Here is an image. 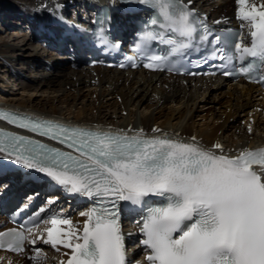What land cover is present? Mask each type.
<instances>
[{
	"label": "snow or ice",
	"instance_id": "snow-or-ice-1",
	"mask_svg": "<svg viewBox=\"0 0 264 264\" xmlns=\"http://www.w3.org/2000/svg\"><path fill=\"white\" fill-rule=\"evenodd\" d=\"M124 2L153 12L147 23L151 30L143 33L145 45L160 40L170 46L172 54L182 57L192 49L194 40L203 44L221 39L209 40L212 33L189 7L192 0ZM236 3L240 6L237 18L251 21L254 29L250 46L234 44L239 59L264 61V4L248 9V0ZM108 19L105 16L100 21L102 29ZM104 31L107 34V29ZM148 59L151 62L144 64L146 68L172 70L167 57ZM221 59L230 61L232 57ZM223 74L230 75L228 71ZM0 117L66 143L79 153L73 155L28 136L5 133L0 140V158L43 174L53 190L93 198L101 205L80 213L87 217L82 236L62 210L51 212L44 221L41 214L50 208L42 207L34 214V226L50 224L44 229V245L56 251L60 245L71 250L64 253L68 258L60 264H131L120 225L121 202L145 211L139 231L147 264H264V148L229 155L218 142L204 148L194 136L191 142L174 140L159 128L152 129L161 133L159 136L143 135V129L129 135L123 129L94 131L26 115L0 112ZM248 131H252L250 125ZM55 202V197L47 201L49 205ZM9 234L7 248L21 251L27 239L24 232L9 229ZM5 235L0 232V248L5 246ZM30 243L35 245L36 240ZM34 251V259H39L41 248Z\"/></svg>",
	"mask_w": 264,
	"mask_h": 264
},
{
	"label": "bare ground",
	"instance_id": "bare-ground-1",
	"mask_svg": "<svg viewBox=\"0 0 264 264\" xmlns=\"http://www.w3.org/2000/svg\"><path fill=\"white\" fill-rule=\"evenodd\" d=\"M11 1L19 4L18 10L30 13L38 6L43 7L47 4L45 6L47 9L50 7L49 4L55 2H60L63 8H66L68 3L83 4L85 10L84 14L81 13V18L84 20L101 2L112 3L117 7L118 12L128 9L127 6L118 4L116 0ZM185 1L187 2V0ZM261 4H264V0H248L246 7L250 9L252 5H255L259 8ZM190 5L207 14L212 20L219 17L224 18L227 14L229 16L233 13L237 15V9L240 7L236 0H192ZM1 10V13L8 16H18V11L13 10L11 6ZM11 11L13 12L12 15L10 14ZM117 18L124 20L123 17ZM243 22L246 24V31L249 32L251 21ZM29 34L30 36L24 34L22 46L25 47V44L35 40L37 45L39 44L44 51L49 52L46 54L50 57L43 58L29 54V61L40 62V64L44 62V64L53 65L54 69L49 76H42L37 80L35 85L22 80L18 83L21 95L18 97L14 93L1 95L2 104L58 116L71 122L109 125L131 132L143 129V133L156 134V136L161 135V133L153 132L152 129L159 128L174 140L191 142V138L194 136L196 142L204 148H211L213 144L218 142L223 145L229 155H238L240 151L254 145H264V94L259 91V87L255 84L248 82L233 83L202 76L182 77L141 70H122L100 65L77 70L70 64V61L75 64L78 62L75 56L67 59L53 57L51 55L52 46L45 45L36 34ZM12 36L15 35L12 34ZM8 49L13 52L18 50L15 45L9 44L4 39L0 43V67L6 72L16 73L17 76V71L9 65L11 55L9 57ZM17 55L23 56L21 53H17ZM27 80H31L30 77ZM7 86V84H0V91H4V87ZM212 90L219 93L215 96L218 97L221 94L220 96H224V98L220 97L217 100H215L216 97L207 98L206 93L210 94ZM25 92L27 93L25 94ZM38 92L39 97L36 96ZM49 93L52 95L50 96ZM80 96H83V99L78 102ZM85 99L86 102H84ZM143 102H148V104L144 110L140 111L141 109L139 110L137 106L141 107ZM166 108H168V112H164ZM195 113H198L196 118ZM240 119H243V123L240 122ZM249 125L252 128L251 132L248 131ZM4 160L11 167L14 164V169L17 172L19 170V176L16 180L10 176V183H17L20 177L33 174L29 169L25 171L24 166L17 165L14 161ZM30 185L31 183H26L24 187ZM66 194L75 197L67 199V202L84 197L79 194H69L60 189L56 197L63 200L62 197ZM81 205L83 206L81 211L71 214V220L78 229L86 217L81 216L80 213L89 210V204L83 203ZM72 206L74 205L72 204ZM132 225L133 222H127L124 227L125 230H129ZM47 227H50L49 223L41 228L44 230ZM134 227L133 225L131 228ZM41 228L34 230V234L31 235V239H35L36 244L39 245H34V248L33 246L31 248L35 256L37 254L34 249L36 247L41 248L38 264H60L68 249L60 245L58 246L60 250L56 251L50 245H44L42 241L47 238V233L40 231ZM127 242L129 247L136 248L138 246L135 239L130 238ZM7 255L0 251V264L27 263L21 258H14L13 256H9L8 259Z\"/></svg>",
	"mask_w": 264,
	"mask_h": 264
},
{
	"label": "rangeland",
	"instance_id": "rangeland-1",
	"mask_svg": "<svg viewBox=\"0 0 264 264\" xmlns=\"http://www.w3.org/2000/svg\"><path fill=\"white\" fill-rule=\"evenodd\" d=\"M78 5H82V4H78ZM9 6H11V8L13 10L18 11V13H20L21 10L17 9L19 7V4L14 3L11 0H0V9L5 8V7H9ZM49 6L51 7V4H49ZM81 13L84 14V11ZM10 14L12 15L13 12L11 11ZM10 19H12V21H13V22H11V25H9ZM16 21L22 22V20H20V18H18V17H15V18L5 17L4 20H0V43L5 39V41H7L9 44L15 45V47L18 48V50L15 52L11 51V49H8V51H7L9 57L11 55V59L9 60L10 61L9 65H11V67L17 71V78H16V73H14V74H9V72L6 73V71H4V69H1L2 67H0V76H1L0 82L3 81V85H6V84L8 85L7 87H4L5 92L7 91L5 93L6 95H10L11 93H14L18 97L21 95L20 91H19L20 89H18L19 88L18 83H20L23 80V81H27V82H30L31 84L35 85L37 80H39L42 76H44V77L49 76L52 73L53 69L50 70V69L44 68L42 65H40V62L39 63L37 62L38 65L30 66V64H32V62L29 61V59H30L28 56L29 54H32V55L35 54L36 57H43V58L44 57L50 58V57L48 55L40 56V55L44 54V52H47V51H44L43 48H40L39 44L37 45L35 40L31 41V43H29V44H25V47L22 46V44L24 43V39H23L24 34H28L27 36H30V34H29V32L24 31V30H26V24L25 23L24 24L15 23ZM12 34L15 36H12ZM17 53H21L23 56H18ZM47 53H49V52H47ZM38 54H40V55H38ZM16 57H19V58L16 59ZM27 61H29V62H27ZM57 61H59V60H57ZM73 68L77 69V70H81L79 68H75V67H73ZM80 73H84V72H80ZM28 77H30L31 80H27ZM0 84H2V82ZM26 93L27 92H25V94ZM215 94L218 95L219 93L212 90L210 92V94L206 93L205 96H207V98H211V97L215 98L216 97L215 100H217L220 97L222 99L224 98V96H220L221 94L218 97L215 96ZM47 95H48V93H47ZM49 95L51 96L52 94L49 93ZM36 96L39 97V92L36 94ZM82 99H83V96H80V99L78 102H80ZM84 102H86V99L84 100ZM147 104H148V102H143V105L141 107L137 106V108H139V110L141 109L140 111H142V110H144V107L147 106ZM133 108H136V106H133ZM216 108H217V106H216ZM164 112H168V108H166L164 110ZM194 115H195V118L198 117V113H195ZM240 122L243 123V119H240ZM45 247H48V246H45Z\"/></svg>",
	"mask_w": 264,
	"mask_h": 264
}]
</instances>
